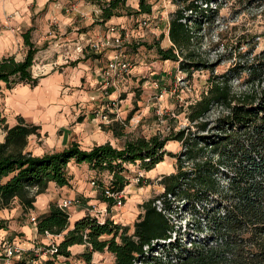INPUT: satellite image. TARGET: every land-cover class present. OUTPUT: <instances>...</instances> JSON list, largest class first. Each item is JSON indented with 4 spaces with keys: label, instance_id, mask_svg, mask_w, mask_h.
I'll return each mask as SVG.
<instances>
[{
    "label": "trees",
    "instance_id": "obj_1",
    "mask_svg": "<svg viewBox=\"0 0 264 264\" xmlns=\"http://www.w3.org/2000/svg\"><path fill=\"white\" fill-rule=\"evenodd\" d=\"M177 1L169 24L172 45L157 47L161 58L179 61L181 68L191 72L210 64L203 61L195 46L198 31L194 28L196 21L192 23L194 13L206 15L209 10L216 11L222 0ZM213 3L217 6L213 7ZM127 6V0L104 1L102 20L123 15L121 9ZM135 12L151 13L152 4L139 0ZM22 37L26 46L23 58L0 54V82L8 88L17 83L38 82L31 70L39 50L31 39V27ZM246 68L254 78H260L264 60ZM210 84L209 92L190 105L188 117L204 130L207 121L202 119L211 107L216 103L225 105L228 114L219 120L222 133L213 138L179 130L168 137L140 135L127 140L121 148L106 142L84 149L72 141L60 150L34 154L26 146L29 135L38 132L39 125L22 116L10 125L0 109V127L5 130L0 142V209L10 207L17 198L26 211L34 206L36 194L45 190L48 181L58 185L69 183L67 163L72 158L88 161L98 171H110V186L123 190L129 183L123 173L124 162L140 160L142 168L151 170L170 153L166 148L168 139H179L184 144L181 154L171 153L178 158L177 168L162 178L165 191L143 202L144 212L135 220L133 231L130 225L109 216L101 221L86 214L71 224L67 210L50 203L46 212L37 215V232L62 234V238L54 242L56 251L37 264H58V255L66 258L63 264H91L93 253L105 250L115 255L114 264H264V95L256 104L233 102L235 95L227 76L214 74ZM190 132L193 133L191 129ZM185 160L192 165L185 168ZM168 195H184L197 211L196 205L205 210L208 206L203 217L211 231L207 238L191 240L189 247L180 240L160 242L170 239L175 231L167 214L172 208ZM162 196L163 205L159 206L157 200ZM75 243L85 244L87 249L80 254L81 259L70 260L69 247ZM159 248L160 254L153 253ZM12 264H28V259L21 257Z\"/></svg>",
    "mask_w": 264,
    "mask_h": 264
},
{
    "label": "rangeland",
    "instance_id": "obj_2",
    "mask_svg": "<svg viewBox=\"0 0 264 264\" xmlns=\"http://www.w3.org/2000/svg\"><path fill=\"white\" fill-rule=\"evenodd\" d=\"M89 1L91 0H70L68 5L72 8L74 4H79V2L87 4ZM102 1L104 3L107 0ZM102 1L98 0L99 3ZM146 1L152 4L151 13H136L139 0H127L128 6L121 9L124 16L115 17L114 23L106 26L96 20L94 24H101V33H104L99 37L94 29L83 24L87 16L85 13L78 17L74 16V24L77 28L63 29L61 34L62 30L60 31L56 22L53 21L50 29L59 33L56 34V37L46 38V42L42 35H39L40 42H35L39 50L31 67L32 74L35 70L39 74L47 71V68L42 65L47 59L62 61L63 58V60L71 61L68 56V58L65 56L68 53L71 57L78 55L82 60L89 57L93 60L99 52L106 51V55L99 64L102 69L105 68L111 57L119 52H124L127 57L132 59L134 74L123 86L110 89L111 93L108 98L116 101L115 107H108L106 105L108 100H103L107 98L102 94L101 78L98 82L99 94L95 93L90 97L91 101L99 100L98 104H100L95 115H91L90 120L98 119L99 125L100 122L110 125L115 123L116 132L114 131V133L115 137H118L117 144L125 143L140 135L160 134L163 137H168L179 130H185L186 134L189 133L188 135H211V138L220 136L222 132L219 120L220 117L228 114V108L220 103L214 104L202 119L207 121L206 129L202 130L188 117L190 105L209 92L210 79L214 74L227 76L228 85L235 95L233 102L254 101L256 104L264 95V70L260 78H254L250 69L246 68L247 65L264 60V0H222L216 11L209 10L206 15L194 13L192 23L196 21L194 28L198 31L195 46L203 61L210 64L193 68L191 72L181 68L179 61L161 58L157 47L159 44L163 47L172 45L169 37V24L173 12L178 7V1ZM212 6L216 7L217 4L213 3ZM70 7H68L69 10H71ZM72 41L73 44L70 43ZM16 48L20 54L23 53V49L24 52L26 50V46H23L22 49L20 43ZM70 51L72 52L70 53ZM110 52L113 53L111 56ZM98 57L100 58V56ZM60 65L57 62L51 69L57 67L60 69ZM6 91L7 87L3 82H0V97H3ZM122 104L125 106L123 110H120ZM108 119L110 122L107 121ZM190 129L193 133L190 132ZM102 130L106 131L107 129L102 126ZM117 132L123 133L119 136ZM166 145L170 153L165 155V161L158 163L153 171L149 172L142 168L140 160L136 163L124 162L123 164L125 167L123 173L129 179V183L126 185L131 191L129 196L132 197L134 190L143 191V196L134 202L133 217L129 221L124 220V224L130 225V231L134 230L135 220L144 212L143 202L163 193L165 186L162 178L177 168L178 158L171 153L181 154L184 144L182 140L170 138ZM183 165L188 168L192 163L185 160ZM110 179L106 176L103 181L108 183ZM140 186L145 187L141 189ZM124 195L125 203L119 211H122L121 209H124L127 204L128 198L126 193ZM168 199H171L172 208L168 209L167 214L171 217L175 231L170 239H162L160 242L168 243L170 240H180L183 245L189 247L191 240L205 239L209 236L211 231L203 221V217L208 211L206 204V210L196 205L197 211L184 195L177 198L168 195ZM163 200V196L161 200H157L159 206L163 205ZM1 220L0 223L4 226L5 219ZM3 238L12 240V243L18 246L14 237L4 236ZM49 244H46L45 247L47 248ZM86 249L85 244L77 245L71 248L72 255L68 258L70 260L81 259L80 254ZM160 249L153 253L160 254ZM39 250L41 251H37V253L45 251L42 247H39ZM0 251H3L1 241ZM28 255L30 256V254ZM34 256L36 257V255ZM65 260L64 256H57L58 264H63ZM114 262L115 255L105 250L95 251L91 264H114Z\"/></svg>",
    "mask_w": 264,
    "mask_h": 264
},
{
    "label": "crops",
    "instance_id": "obj_3",
    "mask_svg": "<svg viewBox=\"0 0 264 264\" xmlns=\"http://www.w3.org/2000/svg\"><path fill=\"white\" fill-rule=\"evenodd\" d=\"M69 1L0 0V54L14 55L16 59L23 58L25 53L23 46L25 45L22 33L30 27L31 39L34 42H40L39 37L41 35L46 42V38L56 37V34L59 33L50 29L53 21L56 22L60 31L62 30L61 34L63 29L77 28L74 24V16L78 17L85 13L87 16L83 24L94 29L99 37L104 33H101V24H94L96 20L108 26L115 22V17L124 16L114 15L107 21H103L101 18L102 0L100 3L98 0H91L87 4L79 2V4H74L72 8L68 5ZM18 43L23 49L22 54L16 48ZM70 43L73 44L74 42ZM112 54L110 52L109 55ZM105 55L106 51H102L93 60L91 57L82 60L78 55L71 57L68 53L65 56L66 58L69 57L71 61L63 60V58L62 61L47 59L46 62L42 63L47 71L41 74L37 73L36 70L33 71V76L38 77L37 84L17 83L10 88L7 87L4 96L0 97V109L6 118V122L11 125L17 121V116H22L26 121L39 125L38 132L30 134L28 137L27 150L34 154H43L60 150L72 141L80 143L84 149H91L97 144L106 142H110L118 148L124 146V142L122 144L116 143L118 137H115L114 133L115 123L111 125L100 124V126L98 119L90 120L91 115H95L100 105L98 104L99 100L91 101L90 97L92 94H99L98 82L102 67L99 64ZM57 62L61 64L60 69L58 67L51 69L53 64H57ZM124 106L125 104H122L120 110H123ZM121 113L123 112L121 111ZM102 126L107 130H102ZM4 136L5 130L0 127V142L4 140ZM166 148L168 149L167 145ZM164 161H160L159 164ZM67 173L69 183L58 185L52 180L48 181L45 190L36 194L32 208L24 211L18 199L14 198L10 207L0 209V222H2L1 219H5L4 226L0 227V240L4 236L14 237L15 242L22 248L20 256L27 257L28 264H37L48 256L45 251L43 253L33 251L35 247L45 249L46 244L58 242L62 238V234L38 233L37 228L29 220L31 214L44 213L49 209L50 203H58L63 198L70 197L75 200L74 204L66 208L71 224L75 219L88 214L87 208L92 204H95L97 208L107 207L108 216L124 224L125 219L129 221L133 217L134 202L143 196V191L134 190V194L130 197L131 191H129L128 186H125L124 194L126 193L128 200L125 204L126 207L119 211L123 205H113L105 197L102 190L103 180L106 179L108 173L98 171L88 161L78 162L73 158L67 163ZM95 177L99 181V186L91 184L92 178ZM144 187L140 186L141 189ZM77 245L82 244L75 243L69 247L70 250ZM19 258V256H13L7 260L0 251V264H12L14 260Z\"/></svg>",
    "mask_w": 264,
    "mask_h": 264
},
{
    "label": "built area",
    "instance_id": "obj_4",
    "mask_svg": "<svg viewBox=\"0 0 264 264\" xmlns=\"http://www.w3.org/2000/svg\"><path fill=\"white\" fill-rule=\"evenodd\" d=\"M73 7V6H72ZM133 68L134 64L132 62V59L130 57H127L126 53L119 52L114 57H111L108 64L105 66V68L101 69L100 72V78L101 83L103 85L102 88V94L107 98L103 100H108L106 105L109 107H115L116 101H114L112 98H108L111 93V88L116 87L119 88V86H123L125 82L128 80V78L133 75ZM93 98H95L93 96ZM110 122V120H107ZM102 122H100L101 124ZM108 173V178H112V173L110 171H101ZM110 182H104V185L102 187L103 193L105 197L108 200L113 201V205L122 206L124 201V189L123 190H115L113 187L110 186ZM91 184L94 186H99V181L97 177L92 178ZM110 200V201H111ZM75 200L70 197H65L61 201H59L57 204L59 207L66 209L68 206L74 204ZM87 212L100 219L101 221H104L108 217V208H97L95 204L89 205L87 208ZM30 222L36 227L37 223V215L31 214L29 216ZM46 234H48V231H45ZM2 242V252L1 255H3L7 260H9L13 256H20L22 253V249L12 243V240L3 238L0 240ZM39 247H35V251H38ZM48 253H53L56 251V246L54 242H50L49 246L44 249ZM10 264V263H9Z\"/></svg>",
    "mask_w": 264,
    "mask_h": 264
}]
</instances>
